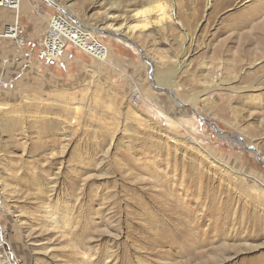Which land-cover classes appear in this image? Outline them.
<instances>
[{
  "label": "rangeland",
  "instance_id": "374dc122",
  "mask_svg": "<svg viewBox=\"0 0 264 264\" xmlns=\"http://www.w3.org/2000/svg\"><path fill=\"white\" fill-rule=\"evenodd\" d=\"M28 1L25 47L0 39V264H264V0H158L123 36L149 0ZM51 20L106 59L51 61Z\"/></svg>",
  "mask_w": 264,
  "mask_h": 264
},
{
  "label": "bare ground",
  "instance_id": "6f19581e",
  "mask_svg": "<svg viewBox=\"0 0 264 264\" xmlns=\"http://www.w3.org/2000/svg\"><path fill=\"white\" fill-rule=\"evenodd\" d=\"M22 1H25V0H17L13 5L11 6H8V7H0V10L1 12L3 13V10H9L11 9L13 6V11H14V21L10 22V23H6L4 26H3V29L2 31L0 32V37L1 38H5V39H8L10 41H17L15 44L18 45V46H24L26 45V41L24 39H21V35L22 33L20 32V22L18 20V15L20 13V8H21V2ZM46 3H48V5H50L51 7L55 8L56 10H58V12H60L62 15L61 16H69L68 12L66 9H63L61 5H59L56 0H44ZM154 9H159L160 12L163 13V10H164V7H163V4L160 2V1H152V0H149L148 1V5L147 6H143L141 9L135 11L132 15V19H138V20H135L133 21V24H130L129 22H125L124 24H116L115 22H112V21H108V23L106 22L104 24V29H107L109 33L113 34V35H120V36H123L125 35L126 33H128L129 31H132L134 32L135 30L137 29H140V27L144 26L143 25V21H146L148 20V15L154 10ZM34 10H36V7H34ZM1 13V14H2ZM110 18H108L109 20L112 18V16H109ZM1 21V20H0ZM65 21V20H64ZM137 22V23H135ZM75 23H76V20H75ZM79 26V24L77 25ZM58 29H56L55 27H53L55 30L59 31L60 33V37L59 39H63L62 35L63 36H67L69 38L70 41H72L69 37V29H64L62 26L60 27V30H59V27L56 26ZM102 28V27H101ZM98 30H101V29H98ZM48 37L47 39V45L50 47V22L48 24V30L43 38V41H42V45H44V42L46 40V38ZM23 38H24V35H23ZM21 39V40H20ZM24 42V43H23ZM73 42V41H72ZM23 43V45H22ZM75 43V42H73ZM79 43V42H78ZM46 55V54H45ZM163 75V74H161ZM160 77V76H159ZM158 77V81H160V79H164V77H161L159 78ZM162 81V80H161ZM162 84L164 85H168V81L167 80H164L161 82ZM171 83V82H170ZM136 95H140V92L139 90H137L136 92ZM202 151L199 152V155L202 157V158H205L207 159L209 162H210V166L212 167H216L218 166V162L215 160L214 157H210L207 153H205V151L203 149H201ZM217 162V164H216ZM262 162H264V157H262ZM221 167V166H220ZM226 168V167H225ZM227 173V172H225ZM257 183V182H256ZM254 188H258V184L255 186H252V191H254L255 193H259L258 190L254 189ZM254 195V194H253ZM260 198L261 200H263V197H262V194H260ZM210 199V198H209ZM226 210V209H225ZM225 212V211H224ZM214 214V213H213ZM226 219V217H225ZM213 221V223L210 225L212 226V230H216L217 229V226H216V221H215V218H212L211 219ZM249 221L251 222V224L254 226L253 227H250L249 229H254V230H259L260 229L258 228L259 227V224L258 222L255 220V219H251L249 218ZM256 225H254V224ZM250 224V223H249ZM199 225V224H198ZM248 228V227H247ZM201 247V246H200ZM199 247V248H200ZM259 262L261 261V263L264 262V260L262 259H259L258 260ZM257 261V263H259ZM260 264V263H259Z\"/></svg>",
  "mask_w": 264,
  "mask_h": 264
},
{
  "label": "built area",
  "instance_id": "2783aa9c",
  "mask_svg": "<svg viewBox=\"0 0 264 264\" xmlns=\"http://www.w3.org/2000/svg\"><path fill=\"white\" fill-rule=\"evenodd\" d=\"M16 1L17 0H0V7L11 6ZM54 22L55 21L52 22V20L50 22V47L47 45L48 37L46 38L44 45H43V50L45 51L46 56L50 60H57L68 44H73V45L77 46L83 52L90 55L92 58H94L96 60L103 61L106 59V57H107L106 51L107 50L98 41V39L96 38V36L94 34H92V35L87 34L86 33L87 31L85 32L83 29H76L72 26V28L70 29V32L78 33V37L79 38L81 37L82 40L84 41V43H87V45H89V46L86 45L87 47H85L84 45L73 43L72 41H70L66 38H65V41H63L62 39H59V37H60L59 31H57L53 28V26H56V24ZM20 32L22 33L21 39H24L23 38V35H24L23 31L20 30ZM62 37H63V35H62ZM15 42H17V41H15ZM23 43H22V45H23Z\"/></svg>",
  "mask_w": 264,
  "mask_h": 264
},
{
  "label": "crops",
  "instance_id": "0c3cea01",
  "mask_svg": "<svg viewBox=\"0 0 264 264\" xmlns=\"http://www.w3.org/2000/svg\"><path fill=\"white\" fill-rule=\"evenodd\" d=\"M26 1H28V0H25V1H22L21 3V8H20V18L22 17V16H25L26 15V12H28V11H30L31 9L32 10H34V5H31V3H30V1H28V2H26ZM12 8H14V6L12 7ZM12 8L11 9H9V11H11L12 10ZM3 11H7V10H3ZM50 12H51V9H50ZM1 10H0V17H1ZM3 15V14H2ZM29 18V17H28ZM30 21V20H29ZM50 21V20H49ZM7 23H9V22H7ZM49 24V23H48ZM5 25V24H4ZM3 25V26H4ZM47 30H48V28H47ZM37 32H34V34H28V37H30L29 38V40L30 41H35V42H37V41H41V43L39 44L40 45V47L41 48H43V45H42V41H43V39L41 40V36H42V34H36ZM45 36V35H44ZM40 37V38H39ZM44 38V37H43ZM0 39H2L4 42H6V43H9L10 42V40H8V39H5V38H1L0 37ZM52 61V60H51Z\"/></svg>",
  "mask_w": 264,
  "mask_h": 264
}]
</instances>
